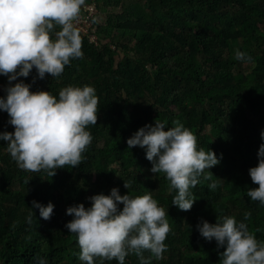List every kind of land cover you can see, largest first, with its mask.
I'll use <instances>...</instances> for the list:
<instances>
[{
    "label": "trees",
    "instance_id": "trees-1",
    "mask_svg": "<svg viewBox=\"0 0 264 264\" xmlns=\"http://www.w3.org/2000/svg\"><path fill=\"white\" fill-rule=\"evenodd\" d=\"M90 5L97 11L90 18L93 31L80 33L83 58L73 59L59 77L40 79L34 67L28 77L11 82L23 81L57 99L69 85L92 86L98 120L86 129L93 139L82 163L59 168L52 177L20 169L8 142L0 140V264H84L76 234L65 227L73 219L67 208L90 207L89 197L108 195L114 187L133 197L151 193L165 209L167 249L161 260L145 251L150 264H220L225 248L197 228L204 220L215 224L218 215L239 222L250 212L249 230L264 241V204L247 196L258 188L249 169L258 165L264 144V0H85ZM237 49L252 61L236 60ZM8 86L0 74V97ZM9 119L0 110V133L15 131ZM156 119L166 127L179 120L197 137L198 149L213 150L220 160L205 170L218 187L210 190L212 181L201 178L190 188L196 200L188 211L171 203L176 190L164 174L151 172L146 149L128 148V138ZM34 200L54 204L50 219L32 208ZM125 264L141 262L130 253Z\"/></svg>",
    "mask_w": 264,
    "mask_h": 264
},
{
    "label": "clouds",
    "instance_id": "clouds-1",
    "mask_svg": "<svg viewBox=\"0 0 264 264\" xmlns=\"http://www.w3.org/2000/svg\"><path fill=\"white\" fill-rule=\"evenodd\" d=\"M84 6L85 0H0V74L9 80L7 96L0 97V110L8 113V122L15 129L0 133V140L8 142L7 150L22 170L45 171L52 177L59 168L78 167L92 142L86 129L98 120L94 87L69 85L60 90L57 99L49 91H32L31 85L23 81L11 83L18 77H28L34 67L40 79L46 74L59 77L73 59L83 58L82 38L75 22ZM234 58L242 62L253 59L239 49ZM166 124L156 119L154 125L141 127L128 138L127 145L130 149H146L151 172L164 174L170 188L176 190L171 203L188 211L196 200L190 188L201 183V178L212 181L208 184L210 190L218 187V182L212 180L213 173L205 170L220 160L215 151L198 149L197 137L179 120L172 121L173 127ZM258 157V165L249 169L258 188L248 189L247 196L264 204V144L259 147ZM124 187L130 190L131 185L125 181ZM89 199L90 207L80 203L67 208L66 214L73 219L65 225L77 236L79 259L84 264H95L96 257L101 264L113 259L125 264L130 253L141 264H150L145 251L157 260L163 259L170 224L165 209L158 206L151 193L133 197L130 192L121 195L114 187L108 195L100 193ZM32 208H38L40 217L48 220L54 204L45 206L34 200ZM250 216L245 212L238 222L234 216L218 215L215 224L204 220L197 225L205 239H215L218 247L225 248L220 253V264H264V241H258L249 230L246 221ZM31 219L29 216V222ZM40 264L46 262L40 260Z\"/></svg>",
    "mask_w": 264,
    "mask_h": 264
},
{
    "label": "built area",
    "instance_id": "built-area-1",
    "mask_svg": "<svg viewBox=\"0 0 264 264\" xmlns=\"http://www.w3.org/2000/svg\"><path fill=\"white\" fill-rule=\"evenodd\" d=\"M96 11L97 10H96L94 5L84 6L81 9L80 16H79L78 20L75 22L76 26L80 30L81 34L84 35V34H88L89 32L93 31L92 26H91V22H90V18L93 17V15L96 13ZM88 36H89L91 41L95 40V37L93 34H89ZM3 89L6 90L7 87H4Z\"/></svg>",
    "mask_w": 264,
    "mask_h": 264
},
{
    "label": "rangeland",
    "instance_id": "rangeland-1",
    "mask_svg": "<svg viewBox=\"0 0 264 264\" xmlns=\"http://www.w3.org/2000/svg\"><path fill=\"white\" fill-rule=\"evenodd\" d=\"M117 10H118V9H116V10L114 9L115 12H116ZM103 16H104V15H103ZM103 19H104V18H103ZM84 30H85V29H84Z\"/></svg>",
    "mask_w": 264,
    "mask_h": 264
}]
</instances>
